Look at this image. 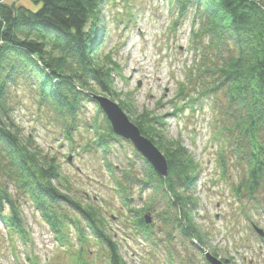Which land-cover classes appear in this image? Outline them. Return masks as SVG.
I'll use <instances>...</instances> for the list:
<instances>
[{
  "label": "trees",
  "instance_id": "obj_1",
  "mask_svg": "<svg viewBox=\"0 0 264 264\" xmlns=\"http://www.w3.org/2000/svg\"><path fill=\"white\" fill-rule=\"evenodd\" d=\"M104 1L109 0H29L37 9L0 4V221L9 237L30 242L22 201L30 203L60 245L69 246L64 250L70 251L76 264H95L86 257L89 234L106 247L104 264L127 262L105 227L100 207L71 195L56 156L43 154L33 138L24 134L14 116L12 92L28 82L38 104L61 119L69 138L79 127L86 101H94L103 113L93 94L118 100L121 94L114 75H122V67L111 54L99 53L96 35ZM130 1L124 0L126 7ZM170 10L173 30L193 14L190 49L194 56L175 94L187 106L175 105L176 112L194 109L196 96L187 88L195 83L199 97L211 100L214 119L220 123V128L215 123L213 137L218 143L221 178L229 177L230 162L242 164L245 170L232 191L240 198L256 200L264 188V0H170ZM121 101L119 105L132 112L131 102ZM104 120L105 127L91 124L92 141L101 147L110 168L115 192L126 207L122 216L127 225L150 238L153 222L147 224L145 215L153 220L152 202L134 207L132 199L134 190L142 194L152 188L157 196L169 197L165 214H156L176 222L192 243L208 247L209 235L197 227L192 212L196 197L189 192L200 164L182 138L167 137L164 121L155 113L135 115L131 120L166 157L168 175L160 176L146 160L143 168L130 162L120 172L114 171L106 155L109 142L121 138L106 115ZM254 204L257 207L259 201ZM71 226L79 237L73 250Z\"/></svg>",
  "mask_w": 264,
  "mask_h": 264
},
{
  "label": "rangeland",
  "instance_id": "obj_2",
  "mask_svg": "<svg viewBox=\"0 0 264 264\" xmlns=\"http://www.w3.org/2000/svg\"><path fill=\"white\" fill-rule=\"evenodd\" d=\"M2 3L37 9L29 0H5ZM173 18L170 0H131L129 7L124 0L102 3L101 21L96 29L99 53L111 54L123 70L122 75H114L115 87L121 94L115 101L127 99L131 102L132 112L124 109L130 119L144 111L162 117L167 137H181L188 151L198 160L199 172L189 192L196 197L192 211L195 223L209 235L206 251L217 253L226 264H264V237L254 228L264 230V188L257 194L259 204L255 207L256 200L240 198L232 191V185L240 180L245 170L242 164L236 165L229 160V177L221 178L217 166L218 143L213 137L215 123L218 128L220 123L214 119L216 112L212 110L211 100L199 97L193 81L187 89L189 94L196 96L194 109L189 107L176 112L175 105H183L175 97L176 90L180 82L185 81L186 67L194 56L190 49L193 14L191 12L176 30L172 29ZM29 85L23 82L12 92L15 119L43 154L56 156L63 182H70L69 193L100 207L105 227L118 243L119 254L127 264H210L203 245L192 243L176 222L164 221L156 214H165L169 197L157 196L152 188H146L142 194L138 189L134 190L132 199L134 207L152 202L150 238H144L127 225L122 216L126 207L115 192L110 168L101 155V147L92 141L95 133L91 124L97 122L106 126L105 113L97 110L94 101L85 102L79 127L69 138L61 119L38 104V96ZM120 138L109 142L106 161L111 168L120 172L130 162L143 168L146 158L130 141ZM22 209L31 240L25 243L17 237H9L0 221V264H32L33 261L76 264L70 251L64 250L69 246L60 245L32 205L22 201ZM165 222L170 226L167 227ZM70 232V249L73 250L79 237L73 226ZM89 237L87 261L104 264L106 247L92 234Z\"/></svg>",
  "mask_w": 264,
  "mask_h": 264
},
{
  "label": "water",
  "instance_id": "obj_3",
  "mask_svg": "<svg viewBox=\"0 0 264 264\" xmlns=\"http://www.w3.org/2000/svg\"><path fill=\"white\" fill-rule=\"evenodd\" d=\"M5 0H0V3ZM92 97L97 101L99 107L105 113L107 119L111 123L115 134L132 142L135 148L149 161L156 172L161 176L168 175V163L164 154L157 145L149 138L144 136L140 128L130 119L128 114L119 105V103L107 95L93 94ZM152 220L150 215L145 216L146 223ZM257 233L263 237L264 230L254 226ZM206 257L211 264H225L222 260L214 257L206 252Z\"/></svg>",
  "mask_w": 264,
  "mask_h": 264
},
{
  "label": "bare ground",
  "instance_id": "obj_4",
  "mask_svg": "<svg viewBox=\"0 0 264 264\" xmlns=\"http://www.w3.org/2000/svg\"><path fill=\"white\" fill-rule=\"evenodd\" d=\"M148 138V137H147ZM127 140V139H126ZM151 140V139H150ZM129 141V140H128ZM152 141V140H151ZM131 142V141H130ZM153 142V141H152ZM144 157V156H143ZM146 161H148L147 159H146ZM149 162V161H148ZM150 164V163H149ZM151 165V164H150ZM152 166V165H151ZM153 167V166H152ZM154 168V167H153ZM155 170V169H154ZM156 171V170H155ZM161 176V175H160ZM162 177H164V176H162ZM146 215H149V214H146ZM145 215V216H146ZM152 218V217H151ZM146 222V221H145ZM150 223H152V220H151V222ZM150 223H147V224H150ZM4 227V226H3ZM203 249H204V254H205V257H206V252H208V251H206V248H204V247H202ZM210 253V252H209ZM211 254V253H210ZM214 257H216V258H218V259H220L218 256H215L214 254H212ZM207 258V257H206Z\"/></svg>",
  "mask_w": 264,
  "mask_h": 264
}]
</instances>
